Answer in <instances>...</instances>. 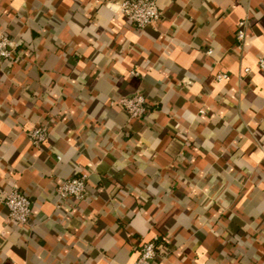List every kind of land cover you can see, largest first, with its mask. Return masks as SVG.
<instances>
[{"label": "crops", "instance_id": "0c3cea01", "mask_svg": "<svg viewBox=\"0 0 264 264\" xmlns=\"http://www.w3.org/2000/svg\"><path fill=\"white\" fill-rule=\"evenodd\" d=\"M122 1L0 0V264H132L154 238L153 264H264V0H152L143 28ZM136 93L142 118L112 105Z\"/></svg>", "mask_w": 264, "mask_h": 264}, {"label": "built area", "instance_id": "2783aa9c", "mask_svg": "<svg viewBox=\"0 0 264 264\" xmlns=\"http://www.w3.org/2000/svg\"><path fill=\"white\" fill-rule=\"evenodd\" d=\"M119 13L129 22L138 28L157 22L160 18V11L152 0H123L119 4ZM240 27L244 25L241 22ZM244 39L242 29L238 30L236 42L239 46ZM16 51V44L5 34L0 32V62L12 59ZM210 51H208V54ZM260 67L264 68V60L259 61ZM249 70H245L248 72ZM132 75H138L132 71ZM225 75H218L217 79H224ZM118 104L126 112L130 119L142 118L150 109L146 98L140 94H132L130 96L121 97L112 102ZM201 114L204 112L201 111ZM48 129L45 126H38L30 129L27 136L31 144L35 148H39L47 139ZM87 177L80 175L70 177L59 181L55 186V194L59 201L66 199L78 200L83 198L86 190ZM7 210V220L11 224L19 226H28L30 218V200L28 197L16 187L9 190L1 200ZM158 238L142 244L139 248L137 259L132 264H153V260L158 254Z\"/></svg>", "mask_w": 264, "mask_h": 264}]
</instances>
